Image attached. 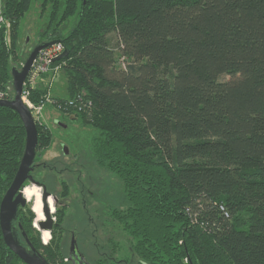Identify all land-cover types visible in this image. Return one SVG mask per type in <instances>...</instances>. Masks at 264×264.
<instances>
[{"label":"trees","instance_id":"16d2710c","mask_svg":"<svg viewBox=\"0 0 264 264\" xmlns=\"http://www.w3.org/2000/svg\"><path fill=\"white\" fill-rule=\"evenodd\" d=\"M34 1L45 16L38 45L59 40L69 51L53 64L69 83L57 112L80 122V149L120 181L125 208L102 218L121 228L134 264H264V0H1L8 99L12 70L29 57L21 25ZM116 50L128 58L120 69ZM48 89L41 83L31 101ZM37 126L38 152L54 138ZM25 146L19 115L0 107V206ZM29 214L18 223L22 242L25 232L49 264L67 257L34 237ZM111 243L109 255L122 260ZM0 264H24L1 227Z\"/></svg>","mask_w":264,"mask_h":264},{"label":"rangeland","instance_id":"374dc122","mask_svg":"<svg viewBox=\"0 0 264 264\" xmlns=\"http://www.w3.org/2000/svg\"><path fill=\"white\" fill-rule=\"evenodd\" d=\"M76 20V16L69 20L66 34L73 28ZM44 21L45 16L42 17L39 6L34 1L31 10L23 19L21 25V30L25 32L24 40L30 39L25 49L28 55L38 46V32L43 28ZM108 39L110 46L116 47L117 35L111 34ZM115 58L117 69L124 67L128 59L120 54L118 50H116ZM47 77H44V82L41 83L49 88L48 94L50 97L56 102L68 99L69 83L65 73L59 70L48 74ZM221 80L228 81L229 78L222 76ZM57 111H59L57 105L47 104L44 109L38 110L36 114L34 113L38 121L37 125L40 127L46 126L52 132L54 138L49 149L40 148L38 150L35 161L36 169L32 173L34 179L44 185L48 192L52 193L58 200V202H54L56 210L52 214L54 229L53 232H50V241L48 244H44L42 233L39 232V228H35L37 215L33 211L34 201H27V206L20 209L17 223L21 224L27 221L30 216L29 212H31L34 216L32 225L39 233V235L35 233L34 237L36 239L39 237L43 245L52 244V248L60 245L62 251L68 255V247H63L64 237L68 236L70 238V232L78 230L82 233L81 237H84L82 240L84 247L80 248L90 260L96 261L97 249L95 245L98 244L101 247L111 249L113 247L111 240L115 241L122 250L118 259L128 260L130 257L127 249L128 245L125 243L121 228L106 226L105 220L102 218V213L103 215L106 214V211L111 208H124L121 183L104 170L96 169L94 164L89 162L88 152L85 149H80L83 141H85L81 131H86V129L81 128L80 122L65 121ZM65 147L68 150L67 154L64 151ZM25 186L33 187L34 185L28 182ZM84 186H86V191L82 194ZM40 189L43 193V189ZM67 191L69 195H66ZM63 203L68 204L63 205ZM95 237L96 239H94ZM65 259H68V256L60 258L57 255L52 264H65Z\"/></svg>","mask_w":264,"mask_h":264},{"label":"water","instance_id":"95a60500","mask_svg":"<svg viewBox=\"0 0 264 264\" xmlns=\"http://www.w3.org/2000/svg\"><path fill=\"white\" fill-rule=\"evenodd\" d=\"M29 40V38L26 39L22 49L23 52H25ZM58 43H61V41L57 40L36 46L30 52L29 57L23 64L22 68L20 70L16 68L12 70L13 89L15 93L14 98L12 100H0V107L9 108L19 115L26 131V146L20 167L0 206V227L5 245L16 256H18L24 264H49L41 253H39L31 244L25 232H22V237L26 244L22 242L20 234L14 225L19 217L20 209L27 206V199L23 194L26 183L30 182L32 185L43 189L42 201L46 221L38 223V230L40 232H51L54 229V220L49 207V199L53 198L55 203L58 202V200L52 195V193L48 192L44 185L37 182L32 175L36 169L35 161L39 142V132L34 115L23 102L22 96L25 80L30 73L33 63L40 51ZM68 56L69 51L65 50L60 57L55 59V62L61 61ZM64 151L66 154L68 153L66 147L64 148ZM19 227L22 229L21 225H19ZM72 258L76 259L78 262L74 264H90L81 254L79 247L77 246V239L75 236H73L70 247V259L72 260Z\"/></svg>","mask_w":264,"mask_h":264},{"label":"built area","instance_id":"2783aa9c","mask_svg":"<svg viewBox=\"0 0 264 264\" xmlns=\"http://www.w3.org/2000/svg\"><path fill=\"white\" fill-rule=\"evenodd\" d=\"M2 23H5V21L0 17V24ZM7 27L9 28V25H7ZM64 51H65V47L62 43L54 44L50 47L41 50L33 63L32 69L25 80L24 91L22 96L23 102L32 111L33 115L34 113L36 114L38 110L44 109L47 104L57 105L58 109L62 111V107L64 105L54 101L49 94L46 96V98L43 101H41L39 105H35L31 101L30 97L31 94L40 85V83L44 82L43 78L46 75L52 72L53 73L58 72L61 69L60 66L53 68V64L55 63V59L60 57L64 53ZM12 99H8V96L5 94H0V100H12ZM69 105H72V101L69 102ZM35 121L38 124L36 118ZM221 210L224 211V208L221 207ZM226 216L229 215L226 213ZM65 264H70L69 259H65Z\"/></svg>","mask_w":264,"mask_h":264},{"label":"flooded vegetation","instance_id":"af4514ba","mask_svg":"<svg viewBox=\"0 0 264 264\" xmlns=\"http://www.w3.org/2000/svg\"><path fill=\"white\" fill-rule=\"evenodd\" d=\"M35 186V185H34ZM86 191V186L83 187L82 190V194H84ZM91 195V194H90ZM26 198V197H25ZM29 202V201H28ZM64 204H68V203H63ZM50 207V206H49ZM55 210H56V204H55ZM20 213V212H19ZM55 211H53L54 214ZM19 218V217H18ZM18 220V219H17ZM37 220V219H36ZM46 221V219H45ZM18 221L15 222V227L18 228L19 225L17 223ZM43 222V221H42ZM40 223V222H39ZM35 225L38 227V223L36 221ZM98 231V230H95ZM43 234V233H42ZM82 233H80L78 230L76 231H71L70 232V238L68 236L64 237V246L63 247H68V259L70 264H74V263H78L76 259L72 258V260L70 259V247H71V242L73 239V236L76 237L77 239V246L79 247V250L81 252V254L86 258V260L90 263V264H119V262H124V264H134V258L132 257V255L129 253L130 258L128 260L126 259H122V260H115L116 257H114L113 255H109V251L106 248L103 249H97V254H96V261H92L88 258V256L81 250L80 247H84V245L82 244V240L84 239V237H81ZM68 237V238H67ZM43 238V237H42ZM96 239V237L94 238ZM44 240V239H43ZM45 241V240H44ZM50 241V240H49ZM95 247H101V245H95ZM104 247V246H103Z\"/></svg>","mask_w":264,"mask_h":264},{"label":"bare ground","instance_id":"6f19581e","mask_svg":"<svg viewBox=\"0 0 264 264\" xmlns=\"http://www.w3.org/2000/svg\"><path fill=\"white\" fill-rule=\"evenodd\" d=\"M24 197H26L27 201L31 202L34 201L33 211L37 215V223L45 221L46 216L43 212V201H42V190L37 186H25L23 190ZM49 206L51 213L55 211V203L53 198L49 199ZM125 208V207H124ZM37 228V226L35 225ZM42 237L44 238V244H48L49 240L51 239V234L48 231L42 232ZM42 238V239H43ZM105 248V247H104ZM51 249V248H50ZM50 257V256H49Z\"/></svg>","mask_w":264,"mask_h":264}]
</instances>
